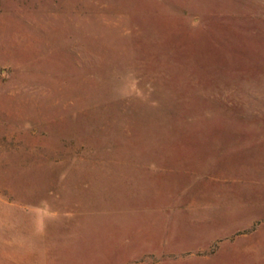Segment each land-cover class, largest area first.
<instances>
[{"label": "rangeland", "instance_id": "1", "mask_svg": "<svg viewBox=\"0 0 264 264\" xmlns=\"http://www.w3.org/2000/svg\"><path fill=\"white\" fill-rule=\"evenodd\" d=\"M0 264H264V0H0Z\"/></svg>", "mask_w": 264, "mask_h": 264}]
</instances>
